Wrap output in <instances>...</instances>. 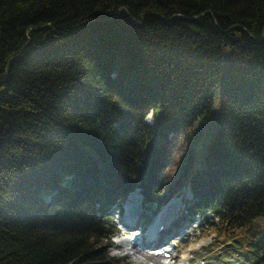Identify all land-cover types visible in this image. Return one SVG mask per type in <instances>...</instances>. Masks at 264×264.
<instances>
[{
    "label": "trees",
    "instance_id": "1",
    "mask_svg": "<svg viewBox=\"0 0 264 264\" xmlns=\"http://www.w3.org/2000/svg\"><path fill=\"white\" fill-rule=\"evenodd\" d=\"M136 190L264 264V0H0V264H126Z\"/></svg>",
    "mask_w": 264,
    "mask_h": 264
},
{
    "label": "rangeland",
    "instance_id": "2",
    "mask_svg": "<svg viewBox=\"0 0 264 264\" xmlns=\"http://www.w3.org/2000/svg\"><path fill=\"white\" fill-rule=\"evenodd\" d=\"M149 119L150 116L147 117ZM179 149L181 141L177 142L173 155L170 153L172 156H169L168 164L171 167ZM185 193L190 195L187 190ZM182 200L181 196H173L170 203L160 205L152 200L146 205L136 190L122 200L119 206L113 205L112 216L118 232L111 238L109 254L122 258L126 264H240L225 253V243L217 241L214 244L216 236L209 224L215 219L212 212L186 211ZM161 215L169 218V221L164 220L163 227ZM127 220H130V224L126 225ZM157 234L156 242L149 248L145 247L148 244L143 242L144 238H156ZM219 245L218 251L215 248ZM157 247L168 250L171 256L157 254Z\"/></svg>",
    "mask_w": 264,
    "mask_h": 264
},
{
    "label": "bare ground",
    "instance_id": "3",
    "mask_svg": "<svg viewBox=\"0 0 264 264\" xmlns=\"http://www.w3.org/2000/svg\"><path fill=\"white\" fill-rule=\"evenodd\" d=\"M160 220H162V222H161L162 223L161 226H162V225H164V220L165 221H169V218L167 217V215H161ZM127 224H130V220L129 221L128 220L126 221V225ZM156 232H158V231H156ZM156 232H153V233H156ZM157 238H158V234L156 235V238H153V237H145L144 240H143V242L148 244V245H145V247H148L149 248L150 245L152 246V244L154 242H156ZM181 264H183V263L181 262Z\"/></svg>",
    "mask_w": 264,
    "mask_h": 264
},
{
    "label": "water",
    "instance_id": "4",
    "mask_svg": "<svg viewBox=\"0 0 264 264\" xmlns=\"http://www.w3.org/2000/svg\"><path fill=\"white\" fill-rule=\"evenodd\" d=\"M131 193H133V192H130L129 194L131 195ZM129 194H128V195H129Z\"/></svg>",
    "mask_w": 264,
    "mask_h": 264
}]
</instances>
